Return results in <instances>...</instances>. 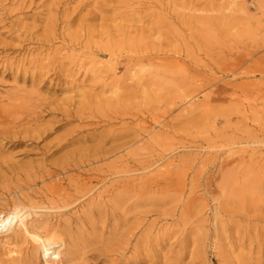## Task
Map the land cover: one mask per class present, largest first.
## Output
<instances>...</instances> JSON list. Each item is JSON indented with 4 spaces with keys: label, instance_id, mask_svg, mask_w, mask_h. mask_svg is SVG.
<instances>
[{
    "label": "rangeland",
    "instance_id": "374dc122",
    "mask_svg": "<svg viewBox=\"0 0 264 264\" xmlns=\"http://www.w3.org/2000/svg\"><path fill=\"white\" fill-rule=\"evenodd\" d=\"M117 1L0 0V108L12 110L11 102L23 91L29 96H50L45 83L53 82V70L46 73L48 68L29 63L36 57L48 65L46 56L55 54L66 63L76 56L98 69L114 62L116 77L133 84L124 91L128 115L121 121H102L93 129L99 132L122 122L143 124L147 131L141 142L147 149L156 145L158 154L165 153L148 176L172 173L176 183L167 196L159 194L160 202L144 201L124 217L111 220L108 227L99 226L98 236L106 242L113 237L112 226L118 225L119 232L125 233L141 221L139 234L165 233L167 240L154 246V252H140L143 264H240L241 251L254 258L260 245L264 253V0H193V5L186 4L192 0ZM83 20L84 29L80 27ZM90 28L95 30L88 39ZM107 48L117 54L113 56ZM39 71L44 74L35 81L27 75ZM84 74L71 76L75 87L56 95L75 98L71 109L87 117L103 110L86 105V100L116 97L110 92V79L105 80L108 86H97ZM117 108L115 103L106 109L114 112ZM52 118L45 116L43 123ZM86 124L75 119L53 129L43 140L25 138L21 145L12 144L8 137L1 139L0 215L13 209L17 196L9 187L19 185L18 175L9 172L7 165L18 169L57 159L65 150L50 155L55 138ZM156 135L160 136L155 139ZM147 149L144 157L149 155ZM251 161L259 162L251 169L261 178L262 188L252 202H246L247 207L232 192L240 175L235 171H243ZM228 165L233 167L231 172ZM6 179L5 188L2 181ZM39 183L36 188L44 184ZM82 210L78 205L59 219L77 217ZM249 232L257 233L259 242L250 244L245 239L240 245L239 234ZM61 237L66 238L62 258H69V237ZM151 240L153 247L156 242ZM31 246V242L13 244L11 255L20 257L25 252L24 257ZM6 250L1 243L0 264H11ZM125 257L120 264L135 261L131 251ZM40 259V264H48L42 254ZM75 263L94 264V259L78 255Z\"/></svg>",
    "mask_w": 264,
    "mask_h": 264
},
{
    "label": "bare ground",
    "instance_id": "6f19581e",
    "mask_svg": "<svg viewBox=\"0 0 264 264\" xmlns=\"http://www.w3.org/2000/svg\"><path fill=\"white\" fill-rule=\"evenodd\" d=\"M112 1L114 4L118 2ZM61 3L62 0H59V4ZM193 3L192 0L186 4L193 5ZM65 21L69 22L72 19ZM80 27L84 29V20L80 23ZM94 30L90 28V34L83 33V35L91 39ZM105 51L113 56L117 54V50L112 48H107ZM46 58H49L48 65L42 64L40 56L29 63L32 62L35 67L41 69L48 68L46 73L53 70V82L51 83L49 79L44 80L49 81L44 83L49 88L50 96H29L30 94L23 91V94L18 93L19 95H16L11 102L14 106L12 110L0 108V141L8 137L13 139L12 144L21 145L25 143V138L43 140L53 129L70 124L75 119L84 120L87 124L85 127L71 128L55 138L56 147L50 155L65 150L57 159L49 161L44 159L40 165H28L18 169L7 165L6 169L9 168V172L18 175L16 181L19 185L13 189L9 187L17 199L13 200V209L8 214L0 215V244L2 243L7 249L6 254L10 257L11 264L17 263V260L19 263L24 260L28 264H40V254L48 264H76L78 255L81 259L83 257V260L85 257L94 259V264H120L126 258L125 253L129 251L133 253L132 259H135L133 264H143L140 261V252L143 249L154 252V246L167 240L165 233L152 237L149 230L145 234H139L142 221L125 233L119 232L118 225L112 226L110 234L113 237L105 239L106 242L96 233L99 226L108 227L111 220L118 216L124 217L144 201L160 202L159 194L167 196L176 183V177L172 173L162 177L158 174L148 176L147 173L165 156V153L158 154L156 145H150L147 149L145 143L141 142V135L147 131L143 124L130 126L127 122H122L120 126H111L99 132L93 129L100 127L102 121L114 122L115 119L121 121L127 117L128 112L123 107L126 106L127 101V94L124 91L130 89L133 84L116 77L114 62L108 63L103 69H98L80 62L76 56L69 57V63L55 54ZM55 63L60 65L54 67ZM51 66L53 68L49 69ZM22 67V64H19V68ZM82 72H85V78L90 77L97 86H108L105 80L110 79L112 85L110 92L115 93L116 97V99L109 97L94 101L86 100L84 102L86 105H94L103 110L98 114H88L87 117H82L71 109L75 98H59L56 95L64 88L72 90L75 81L69 79ZM43 74L44 71L27 72L32 81ZM115 103L119 110L114 111L115 113L107 111L106 108L111 110L110 107ZM48 115L53 116L52 120L43 123V118ZM60 115L61 118H57ZM135 119L139 120L140 114H136ZM54 122H57V125H53ZM158 136L160 135H156L155 139ZM146 149L149 155L144 157ZM256 163L259 162L251 161L243 171H235L240 175L237 176L236 191L232 193L238 195V200L243 206L248 207L246 202H252L254 193L262 188L261 178L253 174L251 169ZM228 166V172H231L233 167ZM250 169L249 174L245 173ZM262 174L264 176V169ZM180 179L178 177V180ZM46 180L49 182L46 183ZM39 182L44 184L36 188L40 185ZM2 185L5 188L8 186L7 179L2 181ZM246 195H251V199L247 200ZM78 205L83 208L79 216H70L64 221L59 219ZM64 234L69 237L67 249L69 258H62L66 238L61 236ZM93 234L95 236H92ZM151 239L156 242L153 247L150 244ZM239 239L242 243L240 245H244L245 239H249L250 244H253L258 237L257 233L249 232L239 234ZM21 241L31 242V248L27 249L24 257L22 253L25 252H20V257L12 256L14 251L10 246ZM258 247L254 258L252 253L246 257L241 251L240 264H264L263 248H260V245Z\"/></svg>",
    "mask_w": 264,
    "mask_h": 264
}]
</instances>
